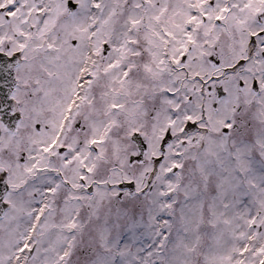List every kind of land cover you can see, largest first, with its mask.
Masks as SVG:
<instances>
[{"label":"snow or ice","instance_id":"1","mask_svg":"<svg viewBox=\"0 0 264 264\" xmlns=\"http://www.w3.org/2000/svg\"><path fill=\"white\" fill-rule=\"evenodd\" d=\"M0 264H264V0H0Z\"/></svg>","mask_w":264,"mask_h":264}]
</instances>
